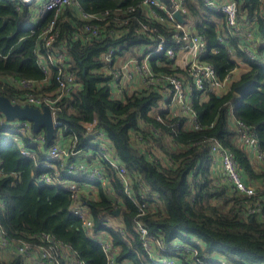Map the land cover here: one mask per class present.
<instances>
[{
  "label": "trees",
  "instance_id": "obj_1",
  "mask_svg": "<svg viewBox=\"0 0 264 264\" xmlns=\"http://www.w3.org/2000/svg\"><path fill=\"white\" fill-rule=\"evenodd\" d=\"M32 1L0 0V95L20 104L26 103L25 89L13 86L8 80L12 76L45 78L48 81L35 89L36 92L55 94L57 91L56 68L52 66L46 76L37 63L38 55L46 51L43 29L53 13L32 23V7L36 6ZM141 1L78 0L77 5L64 6L55 18L52 47L65 53L78 83L55 103V116L61 121L60 139L74 136V149L79 155L69 152L65 163L84 158L90 168L99 169L105 178V185L99 181L85 184L79 193L93 220L92 232L87 234L80 219L72 214L70 190L38 181L43 171L51 176L56 173L58 179L66 178V166L47 155L49 147L56 142L57 131L50 142L46 137L40 144L34 141L37 134L45 135L43 130L18 134L16 139L4 142L0 125L3 235L13 247L26 243L30 249H36L51 245L41 236L48 234L52 241L64 245L85 264H108L102 244L97 240L104 237L114 248L115 264H158L154 254L143 248L135 229L141 220L153 242L161 241L154 252L159 255H168L167 249L177 241L198 249L199 255L207 253L209 257H221L232 264H264V218L259 212L247 215L245 208L258 204L264 208L261 201L264 191L261 189L251 197L232 192L216 178L210 151V142L216 138L232 151L245 180L264 178V169H253L250 156L237 141L238 132L230 122L233 117L250 126L264 149V62H257L258 59L250 58L239 48L240 39L229 34L221 13L210 10L204 0H183L185 19L192 20L194 31L205 39L207 51L201 59L214 67L219 79L230 73L231 82L227 91L209 93L206 98H201L200 91L193 92L191 108L198 123L196 128L183 126L185 114L168 118V108L157 118L155 110L160 103L170 101L158 90L159 82L120 96L112 92L113 77L108 70L119 58L137 57L140 49L144 52L154 49L156 36L144 31L143 24L155 26L167 44L175 43L172 38L175 30L166 19L160 22L148 16V9ZM160 1L168 8L174 5V0ZM236 2L239 11L246 10L248 15L260 3L258 0ZM81 9L97 17L87 20L82 17ZM155 10L165 18L164 10ZM105 11L108 13L103 15ZM118 20L126 22L119 24ZM87 23L96 24L99 35L87 37L83 28ZM256 27L264 39V0ZM220 33L226 35L222 41L218 38ZM109 50L113 54L111 62L103 56ZM257 50V58H261L264 46L259 45ZM163 59L161 55L150 58L154 73L183 72L164 65ZM239 62L246 63L248 68L234 78L232 71ZM250 78L255 80L253 87L231 110L229 102L236 93L234 87ZM92 121L104 132L115 159L125 168L134 199L127 195L117 170L98 156L97 151L89 152V145L93 144L86 125ZM21 146L30 154L22 153ZM145 202L150 206L139 214L137 203ZM117 208L119 213L114 214ZM107 217H113L119 226H106ZM193 237L198 242L192 241ZM58 249L53 250L60 258ZM1 250L0 247V264H36L25 253L16 251L4 257Z\"/></svg>",
  "mask_w": 264,
  "mask_h": 264
},
{
  "label": "built area",
  "instance_id": "obj_2",
  "mask_svg": "<svg viewBox=\"0 0 264 264\" xmlns=\"http://www.w3.org/2000/svg\"><path fill=\"white\" fill-rule=\"evenodd\" d=\"M25 2H31L32 0H23ZM256 6L252 14L248 15L246 10L240 12L236 0H204L207 3L210 10L219 12L223 15L226 27L229 30L231 36H236L240 39L239 48L250 58L258 59L257 62H264V54L261 58H257V47L259 45L264 46V39L256 31L258 23V17L262 13V1ZM78 0H43L41 5L36 9L34 19L36 23L42 16L49 12L53 13V17L47 22L43 33L45 34V53L42 52L38 55L37 63L41 68L44 75L48 76L51 72L52 66L56 68L55 79L57 81V91L55 94L46 92H36L39 86L48 81L47 79L35 80L25 78L10 77L8 80L13 86L17 88H24V101L25 104L42 109L43 106H48L52 115V122L54 125V132L56 135V142L53 143L48 151L47 155L60 162L61 165H65L64 172L66 178L58 179L55 176H51L47 171H43L39 176V183H51L60 186L64 189L71 191L73 196V203L71 204V211L74 216L80 219L81 225L87 234L92 232L93 220L89 214L88 208L79 198V193L83 185H92L93 182H101L105 185V178L103 173L97 168H90L88 161L84 158L78 157L76 160L65 163V157L71 152L73 155H78V150L74 149L76 144V138L74 136L68 137V140L60 139V124L61 121L55 116L56 101L61 98L63 93L73 89L78 83L76 75L73 70L70 69V64L66 59L63 51L54 50L52 43L54 41L56 31H54L55 18L60 13L61 9L66 5H77ZM141 5L148 9V16L155 18L162 22L166 19V22L175 30L172 33V38L175 41L173 44H167L165 37L159 33L155 26L143 24L142 28L150 36H156L155 47L153 50L143 52L137 57L132 56L125 58V60L118 62L114 61L111 68L108 69L113 79L111 81V89L113 93L122 92L126 80L133 76L132 71L135 70L142 78V88H148L151 85H157L159 82L158 90L164 94L165 97H169L168 103H160L159 107L155 110L157 118H160V112L166 110L169 104L175 102L179 105L181 112L184 113L187 118L184 127L196 128L198 123L191 108V99L194 91H200L207 96L209 93H219V89L223 82L231 79L229 73L224 79H219L216 75L214 67L202 60V56L206 53L207 47L204 37L196 32L188 31L179 22L175 16L174 11L180 10L184 15L186 9L183 5V0H174L172 8H168L160 0H142ZM155 8L164 10L165 18L156 13ZM83 18L90 20L97 17L96 14L80 10ZM108 11L103 12L106 15ZM185 18V17H184ZM119 24L126 22V20L117 21ZM84 32L87 33V37L94 35L97 36L100 33L98 26L93 23H87L84 25ZM32 31V29L30 30ZM222 41L226 38V35L220 33L218 36ZM180 50H188L194 54L192 60L183 66V74L176 75L172 73L156 74L152 71L150 65V58L155 55L164 56L162 63L164 65L173 66V61L177 57ZM104 59L107 62H111L113 59L112 50L107 51L104 55ZM132 67V71L129 69ZM190 100V101H189ZM20 104V103H19ZM24 105V104H21ZM234 127L238 132L237 141L247 151L250 158H253L264 169V149L261 148L259 140L253 131V129L244 124L241 121L232 119ZM95 121L89 122L86 125L87 133L91 137L89 145V152L97 151L98 156L107 160L113 168H115L122 178L127 195L133 198L130 185L131 181L127 175V172L122 164H120L113 155V148L101 129L94 126ZM0 125L2 127L1 140L7 142L14 140L18 137V134H27L33 131L32 124L28 120L14 119L8 120L0 112ZM32 136V135H31ZM44 134H37L34 141L38 144L45 141ZM95 148V150H92ZM22 153L30 154V151L21 146ZM210 151L213 156L212 170L217 175V179L224 182L234 193L244 195L246 197L254 196L259 190L264 191V178L260 181L249 182L245 180L242 175V169L238 164L237 159L231 150L224 147L223 144L216 138L210 142ZM56 168V165H52ZM134 199V198H133ZM264 202V196L263 200ZM256 202L255 205H257ZM139 214L144 213L146 208H149L148 203H137ZM247 215L252 212H259L261 218H264V208L259 206H246ZM105 225L110 227H118L119 223L114 221L113 217H107L104 221ZM136 231L139 233L142 240L143 248L150 254H154V259L158 264H180V260H183V264H232L229 261L225 263L221 257H209L207 253L199 255V250L183 243L175 241L173 245L168 248V255H159L155 252L156 245L161 244V241H155L148 235V229L145 224L139 220L135 225ZM42 238L49 241L51 245L49 247L40 246L36 249H30L29 246L24 243L13 247V245L6 240L3 235V229L0 225V247L2 250L8 251V254L13 252L25 253L27 259L31 262L36 258L37 264H85L80 259L75 258L70 254L69 250L62 244H58L51 240L48 234L43 233ZM101 242L103 251L107 256L108 264H115V253L111 242L104 237L97 238ZM199 239L193 237L192 241L198 242ZM58 249L60 258H57V254L53 249ZM62 256V259H61ZM215 258L219 260H214Z\"/></svg>",
  "mask_w": 264,
  "mask_h": 264
},
{
  "label": "water",
  "instance_id": "obj_3",
  "mask_svg": "<svg viewBox=\"0 0 264 264\" xmlns=\"http://www.w3.org/2000/svg\"><path fill=\"white\" fill-rule=\"evenodd\" d=\"M174 16L179 22H185L186 19L180 10L174 11ZM255 80L250 78L234 87V91L240 96H244L254 85ZM0 112L8 120L22 119L28 120L32 124V129L35 132L43 130L46 139L50 142L54 135V125L52 122V115L48 106H43L40 110L37 107L28 104L21 105L10 101L7 96L0 95ZM120 208L114 211V214L119 213Z\"/></svg>",
  "mask_w": 264,
  "mask_h": 264
},
{
  "label": "crops",
  "instance_id": "obj_4",
  "mask_svg": "<svg viewBox=\"0 0 264 264\" xmlns=\"http://www.w3.org/2000/svg\"><path fill=\"white\" fill-rule=\"evenodd\" d=\"M43 1V0H42ZM42 1L40 2V3H38V5H37V7L39 6V5H41V3H42ZM32 2H35V0H33ZM35 22V19H34V17H33V19H32V23H34ZM188 31H190V32H195L194 30V28H193V25L191 24L190 26H188V28H186ZM144 51L143 50H139L138 51V54L137 55H140V54H142ZM193 53L191 52V51H188V50H180L179 52H178V54H177V57L175 58V60L173 61V67L174 68H178V69H181L182 71H183V66L186 64V63H188L193 57H194V54H193V57L191 56ZM128 57H132V55H128V56H124V57H122V58H119V59H117L116 61H118V62H121V61H123L125 58H128ZM247 68H248V65L246 64V63H238V65H237V67L232 71V73H233V77L234 78H238L239 77V75H240V73L241 72H244L245 70H247ZM131 71H132V67H130L129 68ZM132 74H133V76L131 77V78H129L128 80H126V83H125V86H124V88H123V90H122V92H119V93H114V94H116V95H120V96H122V94L123 93H125V92H131V91H133V90H135V89H137V88H142V78H141V76L137 73V72H135V70L134 71H132ZM183 74V72L182 73H179V74H177V75H182ZM229 81V83L231 82V79L230 80H228ZM230 86V85H229ZM221 92H224V91H220L219 90V93H221ZM193 97V96H192ZM201 98H206V96L204 95V94H202V96H201ZM192 100V99H191ZM190 101V100H189ZM190 103H191V101H190ZM168 109H169V113H168V118L169 117H173V116H176V115H181V114H184V113H182L181 112V109H180V107H179V105L177 104V103H175V102H173V103H171V104H169V106L167 107ZM231 125L234 127V123H233V120L231 119ZM83 189H84V187H82ZM92 188H94V187H92ZM93 190V189H92ZM95 190V189H94ZM1 255L2 256H4V257H6V256H8V251H6V250H1ZM33 261L34 262H37L36 261V258H34L33 259ZM37 264V263H36Z\"/></svg>",
  "mask_w": 264,
  "mask_h": 264
},
{
  "label": "rangeland",
  "instance_id": "obj_5",
  "mask_svg": "<svg viewBox=\"0 0 264 264\" xmlns=\"http://www.w3.org/2000/svg\"><path fill=\"white\" fill-rule=\"evenodd\" d=\"M41 1H42V0H35L34 5H36V6H35L34 8L32 7V13L35 14L36 9H37V5H38V3H40ZM192 23H193L192 20L187 19L185 22H183L182 25H183L185 28H188V26H190ZM191 56L193 57V54H192ZM192 59H193V58H192ZM192 59H191V60H192ZM124 60H125V59H124ZM229 85H230L229 81H225V82H223V84H222V86L220 87L219 90L225 92V91L228 90ZM239 99H240V96H239L237 93L233 94V96H232V98H231V100H230V102H229V105H230L231 110H232V108L235 106V104L239 101ZM191 102H192V100H191ZM232 119H233V117H232ZM250 159H251V162H252V167H253V169H254L255 171H260V170L263 169V167H261L260 164L257 163L253 158H250ZM224 261H225V260H224ZM225 263H228V262L225 261ZM192 264H194V263H192Z\"/></svg>",
  "mask_w": 264,
  "mask_h": 264
}]
</instances>
